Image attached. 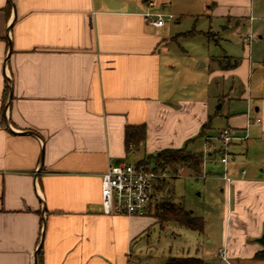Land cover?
<instances>
[{
	"label": "crops",
	"instance_id": "obj_1",
	"mask_svg": "<svg viewBox=\"0 0 264 264\" xmlns=\"http://www.w3.org/2000/svg\"><path fill=\"white\" fill-rule=\"evenodd\" d=\"M172 2L0 0V264H164L185 256L151 255L141 245L157 201L144 215L102 213L101 174L164 148L202 152L221 129L215 117L240 135L252 122L264 131V0H205L200 16L225 22L222 29L234 22L237 34L218 36L228 42L217 52L212 26L194 27L205 57L179 43L172 12L159 27L145 20ZM234 91L247 111L214 110V98L234 99ZM140 124L144 140L126 145L125 128ZM236 153L223 164L231 182L223 171L217 177L227 202L221 246L231 264H264L252 258L263 247L255 238L264 230V169L248 173ZM213 154L214 147L202 168ZM176 177L157 180L155 194L170 197Z\"/></svg>",
	"mask_w": 264,
	"mask_h": 264
},
{
	"label": "rangeland",
	"instance_id": "obj_2",
	"mask_svg": "<svg viewBox=\"0 0 264 264\" xmlns=\"http://www.w3.org/2000/svg\"><path fill=\"white\" fill-rule=\"evenodd\" d=\"M203 5H207L205 0H173L172 5L168 6L165 11L172 12L179 18V23L176 24V28L182 33L181 39L178 40L179 43L184 46L190 55L197 56L200 53L205 57L204 55H207L205 41L203 43L202 37L195 38V34L190 33L192 30L194 31V27L196 30L202 29L205 31L209 25L212 26L214 35L217 32V36L215 37V41L217 42L214 41V48H217V52L220 51V45H225L228 42L222 38L219 39L218 36H225L224 39L234 41L237 34L230 32L234 30V22H231V26L222 29L226 25L225 22L218 23L217 21H213L211 23L207 17L200 16L203 10H205ZM197 34L202 33L198 32ZM236 88L240 91L245 86L237 84ZM236 93L234 91L232 94L234 99L230 98L228 101L214 98V110H219V112L226 111L227 105H229L235 114L247 111L246 102L241 101L238 98V93ZM252 115L258 114L255 112ZM224 123L223 117H215L214 129L222 128L225 126ZM260 125L252 122L247 130H243L244 136L247 137L246 141L244 139L243 141L236 142L237 144L241 143L236 147L228 146V152H231L228 153L229 166L233 162V153L239 150V153H236V157L234 158L237 165H243L248 170V173L252 169H264V131L261 130ZM244 142H246V145ZM220 155L219 152H215L212 157L213 161H204L203 168L200 165V171L197 174L188 170L185 165H180L177 168V170H180L179 177H176L173 183H168L171 187V190L169 189L171 196L168 198L175 203H180L185 209L191 210L194 215L202 217L204 220L203 230L191 229L173 221L167 222V226L162 228L160 226L162 223L156 222L142 237L143 243L141 245L144 246V250L146 249L147 253L156 256L178 254L196 255L205 258L214 257L212 259L213 264L224 263L218 257L216 251L218 247H222L223 235L226 231L225 223L227 221L226 193L220 192L219 187L223 183L217 178L223 171V163L219 160ZM189 171L196 176L202 171V176H205V178L188 175L187 172ZM165 223L166 221L163 222V224ZM208 238H211L210 241H208ZM136 259H132L130 264H138ZM228 259L230 261L229 256ZM243 264H247V262Z\"/></svg>",
	"mask_w": 264,
	"mask_h": 264
},
{
	"label": "built area",
	"instance_id": "obj_3",
	"mask_svg": "<svg viewBox=\"0 0 264 264\" xmlns=\"http://www.w3.org/2000/svg\"><path fill=\"white\" fill-rule=\"evenodd\" d=\"M148 7H154L157 0H145ZM145 20L156 27L162 26L165 20L172 19L173 14L162 11L148 10L144 13ZM253 34L247 32L242 36L241 42L244 46H249ZM260 117L255 121L260 122ZM246 137L244 134H237L232 127L221 128L216 136L207 137L202 150V158H206L213 151L219 152V160L224 164L228 160V146L233 141H242ZM180 170L175 172L155 171L142 163L122 162L110 165L101 174V212L104 214L122 213L129 215L146 214L153 202L161 200V195L157 196L154 186L157 180L179 175ZM244 173V170H242ZM221 177L228 184L231 176L227 173V168ZM218 257L226 264H231L226 247H221L217 251Z\"/></svg>",
	"mask_w": 264,
	"mask_h": 264
},
{
	"label": "trees",
	"instance_id": "obj_4",
	"mask_svg": "<svg viewBox=\"0 0 264 264\" xmlns=\"http://www.w3.org/2000/svg\"><path fill=\"white\" fill-rule=\"evenodd\" d=\"M209 125V120L203 124V130L200 135L204 134V129ZM126 145L137 144L145 138V126L129 125L124 132ZM202 152L192 151L186 145L178 148H164L155 153L147 155L138 163L151 167L155 171L175 172L177 168L183 165L188 167L196 174L200 171L202 162ZM156 222L163 223L173 221L179 225L195 229L203 230L204 220L200 216L193 214L191 210L185 209L180 203H175L171 199L162 197L160 202L156 204L155 213ZM253 259L264 260V245L261 249L254 252ZM39 261V259H38ZM200 257L193 255L185 256H169L164 264H203Z\"/></svg>",
	"mask_w": 264,
	"mask_h": 264
},
{
	"label": "water",
	"instance_id": "obj_5",
	"mask_svg": "<svg viewBox=\"0 0 264 264\" xmlns=\"http://www.w3.org/2000/svg\"><path fill=\"white\" fill-rule=\"evenodd\" d=\"M255 241H257L260 244L264 245V230H263V232L261 233L260 236H258V237L255 238ZM36 263H37V260H36Z\"/></svg>",
	"mask_w": 264,
	"mask_h": 264
}]
</instances>
